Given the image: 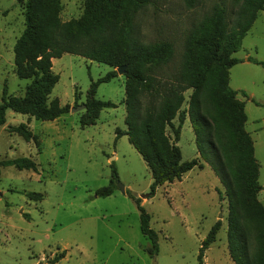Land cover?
Here are the masks:
<instances>
[{"label": "rangeland", "instance_id": "obj_1", "mask_svg": "<svg viewBox=\"0 0 264 264\" xmlns=\"http://www.w3.org/2000/svg\"><path fill=\"white\" fill-rule=\"evenodd\" d=\"M0 0V103L3 91L21 97L29 80L14 73L13 46L24 30L23 2ZM63 22L77 19L83 0H60ZM216 4L230 13L231 0H198L187 8L183 0H151L135 19L138 39L144 44L167 41L173 45L172 62L166 76L178 67L185 39L191 28ZM232 16V15H231ZM233 58L241 63L229 70V88L244 104L245 132L253 143L258 164V200L264 208V10L260 11ZM257 61L254 64L247 59ZM112 69L101 63L65 54L54 59L52 71L59 80L49 99L57 98L69 111L52 122L6 112L0 126V161L29 158L36 171L0 167V264H199L201 242L217 221L221 228L216 241L204 251L203 264H233L226 243L227 199L211 169H193L181 181L165 184L150 194V171L124 131V77L99 84L95 98L115 108L103 109L94 125L82 127L83 110L91 82ZM116 70V69H115ZM191 90L184 92L185 103ZM177 126L178 120H173ZM27 126L36 139L26 142L10 131ZM167 135H173L167 128ZM176 146L182 161L197 157L194 134L188 118ZM117 173L116 189L108 197L96 196ZM117 182L124 187L122 194ZM221 192V197L218 194ZM42 195V200L28 194ZM133 198L150 216L149 226L157 233L158 251L151 257V242L140 232L139 211Z\"/></svg>", "mask_w": 264, "mask_h": 264}, {"label": "trees", "instance_id": "obj_2", "mask_svg": "<svg viewBox=\"0 0 264 264\" xmlns=\"http://www.w3.org/2000/svg\"><path fill=\"white\" fill-rule=\"evenodd\" d=\"M22 2L21 0H19ZM151 0H83L77 19L63 22L60 0H25L24 30L13 46L14 73L29 80L24 95L14 97L3 91L0 103V126L6 122L8 110L41 122H52L69 111L57 98L49 99L59 80L52 71V60L70 54L109 66L112 70L91 82L81 117L82 127L94 125L99 113L115 108L109 101L95 98L99 84L117 78L115 69L124 66V131L116 130V138L126 135L128 142L148 167L152 179L150 194L165 184L181 181L193 169L207 165L218 178L227 199L226 243L233 264H264V208L258 200L261 187L259 168L254 158L253 143L245 132L244 104L229 88V70L242 62L233 58L264 0H231L234 12L224 5H214L188 32L178 67L168 72L173 58V45L167 41L144 44L138 39L135 26L137 13ZM187 8L198 0H183ZM232 15V16H231ZM248 61L259 64L257 61ZM191 90L187 108L184 92ZM177 118V126L173 120ZM186 118L194 134L197 157L182 161L176 146ZM172 131L173 139L167 135ZM29 142L36 139L26 125L12 127ZM0 167L36 171L29 158L0 161ZM117 173L111 164V178L106 187L96 191L108 197L117 188ZM221 197V192L218 191ZM29 199L42 200L30 193ZM139 211L140 232L149 239L152 256L158 251L157 233L149 226L150 216L133 198ZM221 228L217 221L201 242L203 254L216 241ZM55 255L51 264L63 259Z\"/></svg>", "mask_w": 264, "mask_h": 264}, {"label": "water", "instance_id": "obj_3", "mask_svg": "<svg viewBox=\"0 0 264 264\" xmlns=\"http://www.w3.org/2000/svg\"><path fill=\"white\" fill-rule=\"evenodd\" d=\"M124 70H125V67L122 66V67L117 68L116 69V72H117L118 75H123L124 74ZM83 109H85V106L84 105L79 106V107L73 109L72 111H79V110H83ZM117 186H118L120 192L122 194H125L124 187L121 184H119L118 182H117ZM154 256H155V254H153L151 257H154ZM152 264H155V259L154 258H153Z\"/></svg>", "mask_w": 264, "mask_h": 264}, {"label": "crops", "instance_id": "obj_4", "mask_svg": "<svg viewBox=\"0 0 264 264\" xmlns=\"http://www.w3.org/2000/svg\"><path fill=\"white\" fill-rule=\"evenodd\" d=\"M54 59L52 60V66H53ZM260 193V192H259Z\"/></svg>", "mask_w": 264, "mask_h": 264}]
</instances>
